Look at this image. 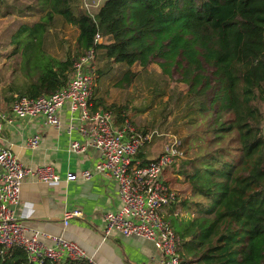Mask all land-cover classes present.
I'll use <instances>...</instances> for the list:
<instances>
[{
  "label": "trees",
  "instance_id": "16d2710c",
  "mask_svg": "<svg viewBox=\"0 0 264 264\" xmlns=\"http://www.w3.org/2000/svg\"><path fill=\"white\" fill-rule=\"evenodd\" d=\"M84 1L37 0L44 15L12 35L15 61L0 99L10 104L14 94L36 98L64 87L74 63L91 48L102 62L92 70L95 84L120 63L141 68L156 63L167 77L178 73L187 85L190 124L196 122L194 113L213 116L202 131L206 150L176 159L163 171L174 172L166 184L181 182L189 191L184 197L186 188H180L164 214L180 238L181 263L264 264V112L259 107L264 104V0H100L91 11L78 7ZM54 15L77 30L62 57L48 52L45 43ZM98 31L105 42L96 44ZM134 76L128 69L123 79L129 84ZM91 110L111 111L119 124L125 109L94 98ZM213 144L218 147L210 148ZM136 157L141 165L150 160L143 150ZM178 206L189 217L173 218ZM0 264L32 263L13 247L0 255Z\"/></svg>",
  "mask_w": 264,
  "mask_h": 264
},
{
  "label": "built area",
  "instance_id": "2783aa9c",
  "mask_svg": "<svg viewBox=\"0 0 264 264\" xmlns=\"http://www.w3.org/2000/svg\"><path fill=\"white\" fill-rule=\"evenodd\" d=\"M99 1L86 0L81 7L91 11ZM104 39V35L98 31L94 42L103 43ZM94 57V50H87L74 63V71L66 85L55 92L36 98L14 94L9 104L10 114L0 105V134L6 123L36 116L43 117L47 124L59 127V111L67 106L71 113L68 130L73 127L72 120L77 119L79 131L87 140L85 143L71 142L68 151L81 152L86 146H92L100 151L102 158L91 169L79 173L68 172L65 178L86 180L92 173H103L109 175L118 188L120 206L116 211L105 214V236L115 230L123 236L140 237L155 245L160 264H182L178 252L180 238L163 215V210L178 198L177 191L164 182L163 171L174 160L184 156L180 140L154 129L139 131L127 117L116 124L108 110L92 111L95 76L88 65ZM161 136L165 138L161 152L141 165L137 153L155 139L161 140ZM38 142L39 136L33 135L28 145L35 148ZM26 176H34L45 183L60 179L50 167H25L10 148L0 145V255L19 247L32 264H42L44 261L59 264L66 259L88 260L77 243L60 235L30 231L17 217L20 187ZM80 213L66 212L63 223L67 224L69 217ZM45 238H49L51 244H47Z\"/></svg>",
  "mask_w": 264,
  "mask_h": 264
},
{
  "label": "crops",
  "instance_id": "0c3cea01",
  "mask_svg": "<svg viewBox=\"0 0 264 264\" xmlns=\"http://www.w3.org/2000/svg\"><path fill=\"white\" fill-rule=\"evenodd\" d=\"M0 105L10 114L9 103L0 99ZM73 115L76 117V113ZM59 117V127L47 124L43 117L36 116L14 119L2 129L0 145L10 148L25 167H50L60 176L58 181L50 183L34 176H26L20 187L17 217L30 231L39 230L51 236L60 235L77 243L91 264H160L159 253L151 241L135 236H123L115 230L105 236L104 216L107 212L116 211L120 206L117 185L109 175L92 173L86 180L65 178L68 172L79 173L91 169L102 156L100 151L92 146H86L81 152L70 153L68 147L71 142L85 143L87 140L79 131L80 123L77 119L72 120L73 127L68 130L71 113L67 106L61 108ZM33 135L39 136L35 148L28 145V140ZM141 150L146 159L158 154L151 155L152 149L148 145ZM164 175L168 178L166 173ZM176 183L174 185L178 186ZM182 186L186 187L183 194L186 197L189 195L187 185ZM69 211L81 213L69 217L68 223L64 224V215ZM175 213L177 215L172 217L179 220L189 217L179 206ZM164 214L166 216L167 208L163 210ZM45 242L51 244L49 238H45Z\"/></svg>",
  "mask_w": 264,
  "mask_h": 264
},
{
  "label": "rangeland",
  "instance_id": "374dc122",
  "mask_svg": "<svg viewBox=\"0 0 264 264\" xmlns=\"http://www.w3.org/2000/svg\"><path fill=\"white\" fill-rule=\"evenodd\" d=\"M78 7L82 9L81 4ZM41 8L37 0H0V88L7 81L11 65L15 61L14 56L10 54L13 49V45L9 43L12 35L21 24L39 21L44 15V9ZM76 36L75 27L64 22L60 16L54 15L45 35L48 52L62 57L68 49L73 47ZM103 41L105 42V39ZM99 67H102V62H99L95 55L88 69L95 70ZM128 69L135 72V76L131 78L129 84H126L123 74ZM179 79L178 73H173L171 77L162 74L156 63H151L146 68H141L137 64L127 66L120 63L114 64L107 75L97 80L93 90L95 98H100L105 104L115 103L122 106L125 109L124 117L130 119L139 131L154 129L176 136L181 141L182 150L186 153H184L185 159H189L206 150V145L201 140L202 131L211 122L213 116L203 112L194 113L196 122L193 125L190 124L188 116L190 110L187 109V100L184 97L187 85L179 82ZM259 107L264 112V104L259 103ZM227 116L229 115H225ZM112 118H114L113 115ZM207 136L209 135H205L206 138ZM164 140L165 138L162 137L161 140L148 145L152 149L151 155L161 152V144ZM234 145L233 143L231 146ZM213 147L218 146L213 144L210 148ZM173 173L172 170H168L166 176L172 179ZM163 178H165L164 174ZM179 180L183 181L182 176H179ZM176 184L184 188L182 186L184 183ZM173 185L171 187L179 194L180 188Z\"/></svg>",
  "mask_w": 264,
  "mask_h": 264
}]
</instances>
